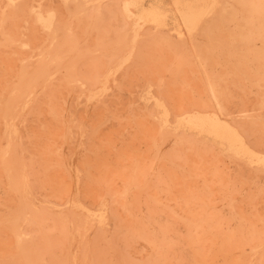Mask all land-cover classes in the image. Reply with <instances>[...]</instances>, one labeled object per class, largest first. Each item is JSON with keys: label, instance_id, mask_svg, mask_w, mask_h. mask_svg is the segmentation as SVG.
Returning a JSON list of instances; mask_svg holds the SVG:
<instances>
[{"label": "rangeland", "instance_id": "1", "mask_svg": "<svg viewBox=\"0 0 264 264\" xmlns=\"http://www.w3.org/2000/svg\"><path fill=\"white\" fill-rule=\"evenodd\" d=\"M0 264H264V0H0Z\"/></svg>", "mask_w": 264, "mask_h": 264}, {"label": "bare ground", "instance_id": "2", "mask_svg": "<svg viewBox=\"0 0 264 264\" xmlns=\"http://www.w3.org/2000/svg\"><path fill=\"white\" fill-rule=\"evenodd\" d=\"M197 24V23H196ZM198 25V24H197ZM190 26V25H189ZM233 134V133H232ZM224 135V134H223ZM226 136V135H225ZM225 136H223V137H225ZM214 137V136H213ZM217 137V136H216ZM215 138V137H214ZM219 140H220V138H219ZM240 140V139H239ZM226 141V140H225ZM234 141H236V140H234ZM238 150V149H237Z\"/></svg>", "mask_w": 264, "mask_h": 264}]
</instances>
